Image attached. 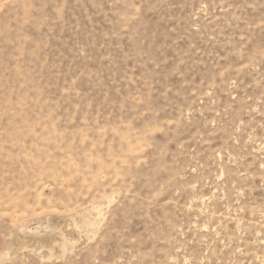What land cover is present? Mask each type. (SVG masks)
Returning a JSON list of instances; mask_svg holds the SVG:
<instances>
[{"label": "rangeland", "instance_id": "rangeland-1", "mask_svg": "<svg viewBox=\"0 0 264 264\" xmlns=\"http://www.w3.org/2000/svg\"><path fill=\"white\" fill-rule=\"evenodd\" d=\"M0 264H264V0H0Z\"/></svg>", "mask_w": 264, "mask_h": 264}]
</instances>
